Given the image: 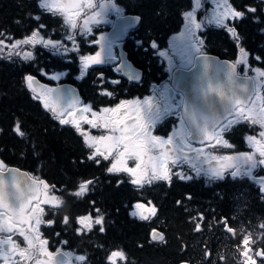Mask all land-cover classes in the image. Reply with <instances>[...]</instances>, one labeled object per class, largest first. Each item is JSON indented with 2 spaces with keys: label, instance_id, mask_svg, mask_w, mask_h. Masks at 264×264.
<instances>
[{
  "label": "snow or ice",
  "instance_id": "6c2138e0",
  "mask_svg": "<svg viewBox=\"0 0 264 264\" xmlns=\"http://www.w3.org/2000/svg\"><path fill=\"white\" fill-rule=\"evenodd\" d=\"M211 3L214 8L207 23L224 29L236 41L238 55L234 61L220 62L204 54V42L198 31L203 30L205 25L198 21L196 15L202 0H194V7L183 13L186 21L184 30L173 38L170 50H160L155 41L151 44L159 57L168 61L170 73L169 81L155 87L152 95L142 99H121L114 106L96 110L94 105L83 103L72 88L40 84L37 89V80L31 74L24 77L26 87L34 94L33 99L39 100L60 125L72 126L83 138L85 145L92 150L87 157L89 160L100 165L102 160L111 159L107 173L128 174L131 177L130 183L138 189L155 181L171 183L172 169L185 163L198 175L203 174L209 180L223 179L228 171L233 178L250 176L258 165H264V94L261 92L264 88V68L249 64L250 53L241 46L237 28L231 22L243 19L248 13L254 14L257 9L246 5L238 9L230 0H211ZM38 7L44 12L63 17L67 30L65 36L60 40L45 38L42 33L46 26L38 23L29 35L22 38L14 39L10 34L0 38V54H4L7 49L8 59L18 56L22 60H31L33 52L21 50L22 45L33 48L42 45L57 52L62 49L64 54L78 53L80 46L76 39L77 30L81 35H89L93 25L107 22L109 11L120 13L114 0H39ZM33 19L40 21L41 17L36 15ZM138 19L125 18L112 36L102 34L93 39L91 43L98 45L99 50L94 54L79 55L77 78H83L93 65L111 63L115 72L129 80L139 81V70L125 60L122 52L114 50L126 30ZM261 31L264 32V29ZM66 41L71 43V47ZM255 60L262 61L264 57L257 55ZM241 65L243 76L237 71ZM249 71L255 75L249 76ZM42 74L53 81H59L63 75L56 73L49 76L46 70H42ZM98 75L99 94L113 96V92L104 87V73ZM111 83L118 84L119 80H111ZM168 116H176L177 124L167 136L154 134L158 123ZM240 121H248L262 129L259 138L247 137L252 152L215 155L212 151H206L207 148H231L232 145L224 139V133ZM91 130H99L102 134L93 135ZM13 132L26 138L19 120L15 122ZM194 143L202 146L196 147ZM129 161H134V166H130ZM175 175L181 180L192 178L182 171ZM93 184L92 179L82 180L71 195L83 198ZM259 187L261 193H264V178L259 179ZM54 189L61 190L43 179L21 173L19 169H13L0 160V264H74V261L75 264H86L85 255L74 256L73 252L62 251L61 248H56L55 252L50 251L49 241L43 238L40 231L42 224H54L53 220L43 219V206L60 207L64 203L54 193ZM185 198L191 199V195ZM91 203L95 205V201ZM181 203L180 200L176 201L177 205ZM95 212V217L89 213L77 218L78 234L90 232L95 226H99L101 233L105 231L104 216L98 208ZM157 212L158 208L151 200L146 203L137 201L132 205L129 215L140 221H150ZM197 219L203 221V214L193 217V220ZM68 223L69 217L65 216L64 224ZM220 223L227 233L235 235L226 217H222ZM260 227L264 229V223ZM195 228L200 231L201 223H196ZM14 236L21 237L25 246H21ZM164 239L162 232L152 229L151 240L163 242ZM254 243L250 234L243 236L240 245L242 264H257L256 258L264 260V249L253 251ZM118 260H127L122 249L111 251L106 258L107 264H117Z\"/></svg>",
  "mask_w": 264,
  "mask_h": 264
},
{
  "label": "trees",
  "instance_id": "16d2710c",
  "mask_svg": "<svg viewBox=\"0 0 264 264\" xmlns=\"http://www.w3.org/2000/svg\"><path fill=\"white\" fill-rule=\"evenodd\" d=\"M117 1L127 11L140 15L135 40H141V44L134 48L131 44L134 41H130L125 47L130 59L144 69L145 79L139 87L131 90L127 88L124 93L113 92V96L143 95L148 92V83L159 80L162 76L158 74H164L159 56L155 53L153 55L152 50L147 47L149 42L155 41L159 48L165 47L168 38L183 24L182 14L192 6L193 0ZM254 1L230 0L238 9L249 4L254 6ZM263 5L264 1L261 0L256 13H248L243 19L231 22L237 28L240 43L244 46L249 44L250 48H254L261 40V29L264 27ZM36 15H41L36 0H0V25L3 29H14V34L19 35V28L32 29L35 25L33 17ZM45 32L51 35L49 27ZM201 36L208 52L228 59L235 57L236 41L224 29L215 24H207ZM130 44L133 48H130ZM145 47L147 51L144 50ZM13 58H0V153L13 163L24 165L51 181L71 186L76 180L80 182L92 179L98 183L93 195L83 197L78 202L69 199L70 205L66 207L46 210L44 218L54 221L52 226L44 229V234L51 242L66 241V247L85 255L88 264H107L106 258L110 252L119 249L124 250L127 260L119 261L118 264H176L182 261L188 264H236V258L232 254L235 242L225 239L210 241L209 235L201 236L203 233L192 228L193 217L211 212L207 219L219 221L221 217H226L236 229L247 227L248 220H252L254 224L258 221L261 225L264 221V206H259L254 201L256 198L253 199V194L242 189L226 190L228 179L211 187V191L197 184H184L177 179L168 184L157 182L162 190L158 194L153 190V196L144 192L143 188L134 189L128 181L115 185L113 175H104L106 168L102 163L97 165L88 160L90 150L73 129L60 125L48 110L30 96L23 76L27 72L36 74L37 69L47 62L40 61L38 56L30 63L18 56ZM46 69H66L69 71L66 81L74 82L72 76L79 69V64L54 60L52 66L48 64ZM87 84L88 77L80 82L86 88L84 100L93 101L95 105L114 102L113 96H96L95 101L90 99L95 87L90 90ZM17 120L21 122L26 138L13 132ZM244 125H234V131L230 129L224 134V138L234 149L223 147L222 153L244 148L242 134L251 132L244 129ZM98 172H102V178L97 177ZM188 194L191 199L185 198ZM148 195L158 208L157 215L150 221H140L129 215L132 202ZM90 199L95 201L94 206H89ZM177 200L182 203L177 205ZM96 208L104 216L105 231L101 233L99 226H95L90 232L76 235V216L94 213ZM234 212L238 217H243L244 222L239 226L233 224ZM61 215L69 217L67 225L60 220ZM154 227L163 231V242H148L149 232ZM202 228L205 232L209 230L207 224ZM211 230L216 232L217 227L213 226ZM204 247L210 255L203 254Z\"/></svg>",
  "mask_w": 264,
  "mask_h": 264
},
{
  "label": "flooded vegetation",
  "instance_id": "af4514ba",
  "mask_svg": "<svg viewBox=\"0 0 264 264\" xmlns=\"http://www.w3.org/2000/svg\"><path fill=\"white\" fill-rule=\"evenodd\" d=\"M36 1L39 2V0H36ZM111 13H112V11H111ZM40 17H41V19H40V21L38 23L44 24L46 26V28L49 27L50 34L51 35H56V36H57V34H59L58 35V39H61L63 31L66 30V27L64 26V23H63V17L60 16V15H52L50 13L44 12L43 10L41 11ZM110 25H111L110 22L107 21L103 25H101L98 28H96V30L94 29V31L90 34V37L87 40L91 39V41H92L93 39H96L98 36L102 35V33H100V32L101 31H106ZM77 35L78 34L76 33V36ZM76 39H77V43L78 44H79L80 41H86L82 37H78V38L76 37ZM263 39H264V34H261V40L259 41V43H257V45L254 48H250L249 44L244 46V45H242V42H241V46H243L250 53V55H249V64L251 66H257V67L263 66L264 67V60L257 61V60H255V57H254L255 54H257V55H259L261 57H264V45L262 44V40ZM127 43H130V38H128V40L126 39L124 41V47H125V45H127ZM131 44L134 45V48L136 47V45L134 43H131ZM131 44H130V48H133V46ZM87 45L90 46V49H89V51L86 54H94L95 51L99 50L98 49V45H94L91 42L87 43ZM79 46H80V44H79ZM114 50L116 51V48ZM237 53H238V47L236 46V54ZM41 54H42V56H44L42 61L47 62L49 60L48 57H50V54L49 53H45V52H41ZM46 54H48V56H46ZM81 55H84V54H81ZM76 61L79 62L78 54H76ZM139 68H141L143 70V72H144V69L142 67H139ZM40 69H41V67H39L37 69L38 74H34V75H36L38 77H41L44 80L45 79H49L48 76H45V75H43L41 73ZM238 69H239L240 73L244 74V70H243V66L242 65L238 66ZM101 72L104 73V77H105V85H104V87H106L111 92H122V93H124V92L127 91V88L130 89V90L131 89H135L136 87H139V85L143 84L142 82L145 79V75H144L145 72H144L143 73V77L144 78L142 79L140 84L139 83H134V82H129V81L121 78L119 73L114 71V65H108V64L93 65V66H91V68L88 70V72L86 73V75L83 78H79V79L77 78L79 76V69L72 76L74 81H75V85H76V87L78 88V90L80 92V95L83 96V94H85V92H86V88L81 86L80 82H82V80H84L86 77H88L89 84H87V87L90 88V90H93L92 87H95V92L93 93V95L90 96V99H92V100L94 99V101H95L96 96L97 97H104V96H101L99 94V91H100V80H99V75L98 74L101 73ZM68 73H69V71L65 70V75L63 76L61 81H66L65 79H66ZM49 74L50 73H48V75ZM249 74H250V71L248 72V75ZM254 75H255V73L252 74V76H254ZM111 80H119V83L118 84H112ZM166 82H168V81L166 80L161 85H163ZM110 85H111V88H110ZM48 86L51 87L52 85L48 84ZM153 86L159 87L160 85L158 86V85L153 83ZM261 92H262V94H264V88L261 89ZM136 97H139V98L142 99L145 96L139 95V94L128 95L127 97H124V96H121V97L113 96L114 103L111 104L110 106H114L121 99H133V98H136ZM82 102L83 103H90V104L94 105L93 101H88V100H83L82 99ZM101 107H104V106L98 105L97 107H95V109L99 110V108H101ZM170 117H173L175 121H174L173 125H167L166 128H165V124L164 123H166L167 120ZM177 122H178V120H177L176 116H168V117L164 118L161 122L158 123L156 129L154 130V134L167 136V134L172 130L173 126L175 124H177ZM255 126H256L255 128L257 130V137L259 138L258 134H259V132L262 129H261V127L259 125H255ZM73 131L75 132L74 129H73ZM194 146L200 147L202 145L194 144ZM206 151H212V152H214L215 155H222V153L218 151V148H216V149L207 148ZM252 151H253L252 147L250 145H247V150L244 151V152H252ZM0 160H3L7 166L17 167L18 169H20L22 171H26V170L30 171V169L28 167H25L24 165L22 166V165L13 163L5 155H3L1 153H0ZM90 161H93V163H95L94 160H90ZM101 163L104 165V168L107 169V167L110 166L111 159H109L108 161H103L102 160ZM106 169H105L106 174H104V175H106L107 177H110L111 175H113L114 184L115 185H117V184H125L126 181H128V183L130 184V180L131 179H130L128 174H126V173L109 174V173H107ZM183 173L192 177L191 179L182 181L184 184H188L190 186L193 185V184H197V185L201 186L202 188H204L206 190L210 189V191H211V187H212L213 183L220 184V181H217L218 179H216V181L213 182V181L209 180V178L204 176L203 174H199L198 175L194 170L183 171ZM173 174H175V172H173ZM102 176H103L102 172H98L97 177L102 178ZM230 176H231V172H230ZM43 178H45L47 180L49 185H55L56 188L61 189L60 191H56L55 189L53 190L54 193L56 195L60 196L62 198V200L64 201V203L60 207H57V208H62L63 206L66 207V206L70 205L68 203V201H70V200H73L75 202H78L79 200H82V198L75 197L74 195H71V193H73L74 191L77 190L78 185H79V183L81 181L78 182V180H76L74 185L71 186L70 184L67 185V184H65L63 182L51 181L50 179H47L45 175H44ZM172 178H173V175H172ZM260 178H264V165H258L255 169L252 170V173H251L250 176L249 175H241V176H238V177H235V178H233L231 176V181H230L229 185L227 187H225V189L226 190H232V189L233 190H236V189L245 190L246 192H249L251 195L253 194V199L256 198V199H254V201L257 204H259V206H264V193H261L260 187H259V179ZM97 187H98V183L97 182H94L93 185H90L89 186V191L86 193V195L84 197L89 196V195H93V193L96 192V188ZM91 198H92V196H91ZM91 202L92 201L90 199L89 206H93ZM46 206L47 205H44L43 207L45 208ZM210 214H211V212H207L206 215L204 214L205 218L203 219V221L198 220V221L195 222V225H196V223H201V227L204 224H207L209 226V230L204 232L201 236L209 235L210 241L225 239V240H232L235 243H239L243 239L244 235H249L250 231L254 230L253 221L251 220L249 222V220H248V228L247 229H243V227H241V228L237 229V231L233 228L235 230V235L233 236L232 234L225 232L224 226L222 227V223H220L221 219L219 221H217V220L212 221L211 219H207V216L210 215ZM232 214L234 215L233 216V224L234 225L239 226L240 224H242L244 222L243 221V217H238L237 213H235V212L232 213ZM78 217L79 216H76V218H75V221H76L75 232H76V229L79 227V225L77 224V218ZM43 219L45 221L51 220V219H46L44 217H43ZM60 220L62 222L64 221V216L63 215H61ZM263 223H264V221H263ZM44 226H46V224H42L40 226V231H41L42 234H43V232H42L41 229ZM213 226L218 227V230L216 231L217 233L215 231L211 230V228ZM84 233H87V232H84ZM76 235H80V234H78L76 232ZM250 235H251L252 240L255 241V243L253 244V245H255V246H253V249H255V250L256 249H264V229H262L261 227H258L257 232H254L253 234H250ZM13 238L17 239L18 242L21 244V246H25L24 243H23V239L21 237L14 236ZM43 238L48 240V238L45 237L44 235H43ZM148 242H155V241L151 240L150 232H149V240H148ZM55 247L56 246H54V247H50L49 246V249H54ZM58 248H64V246H62L61 242L58 243ZM204 251H205V253H204ZM206 253H207V255H206ZM203 254L205 256L210 255L208 250H206L205 247L203 248ZM216 257H218L217 254H216ZM256 259H257V264H264V260H261L260 258H256ZM206 263L207 262L202 263V264H206ZM29 264H34V262H29Z\"/></svg>",
  "mask_w": 264,
  "mask_h": 264
},
{
  "label": "rangeland",
  "instance_id": "374dc122",
  "mask_svg": "<svg viewBox=\"0 0 264 264\" xmlns=\"http://www.w3.org/2000/svg\"><path fill=\"white\" fill-rule=\"evenodd\" d=\"M114 3H115V2H114ZM116 6L120 9V12L123 11V8H122L121 6H118V5H116ZM209 6H210V7L212 8V10H213V8H214V4L211 3V0H202V6H201V8L198 9L197 12H196V15H197V19H198V21L203 22L204 25H207V24H208V23H207V18L211 15V12H212V11H209V9H208ZM193 7H194V5L192 6V8H193ZM192 8H191V9H192ZM191 9H190V10H191ZM207 11H208V14H207ZM114 14H116V12L112 11V13H111V11H109L108 14H107V21L110 20V22H111V20L113 19V15H114ZM81 19H82V18H81ZM102 23H105V22H102ZM185 23H186V21H185V19H184V24H183L182 29H181L179 32H177V34L170 36L171 38L169 39V46H168V49H167V50H170V47H171V43H172V41H173V38H174V37H178L179 34L184 30ZM92 28H93V27H92ZM199 32H200V31H198V35H199ZM100 36H101V35H100ZM199 36H200V35H199ZM98 37H99V36H98ZM98 37H97V38H98ZM201 39H202V38H201ZM98 49H99V46H98ZM162 50H163V49H162ZM170 54H171V52H170ZM164 61H165V63H166V67L169 68L168 61H167L166 59H164ZM56 73H59V72H56ZM56 73H53V74H56ZM84 127L87 128V125H84ZM91 132H92L93 135H100V134H102V132L99 131V130H91ZM256 155H257V158L259 159L258 153H257ZM129 165H130V166H134V161H129ZM181 166H182V167H181ZM179 167H180V169H181V168H184V164L180 165ZM172 171L178 172L179 169H178V167H176V168H173ZM129 177H130V176H129ZM130 179H131V177H130ZM153 190H155L154 193H157V194H158L159 191L162 190V187H161L159 184H156V183L151 184V185H146V186L143 187V191L146 192V193H148V194H150V195L153 194ZM152 196H153V195H152ZM145 203H146V202H145ZM92 215H93V214H92ZM95 216H96V215H95ZM95 216H93V217H95ZM66 250H67V251H70V250H68V249H66ZM62 251H65V250L62 249ZM54 252H55V251H54ZM73 254H74V256H75V255H81V254L76 253V252H73ZM17 259H18V257H17ZM242 260H243V258L240 256V263H241V264H242ZM73 261H74V257H73ZM118 262H119V260L117 261V263H118ZM74 264H75V261H74Z\"/></svg>",
  "mask_w": 264,
  "mask_h": 264
},
{
  "label": "water",
  "instance_id": "95a60500",
  "mask_svg": "<svg viewBox=\"0 0 264 264\" xmlns=\"http://www.w3.org/2000/svg\"><path fill=\"white\" fill-rule=\"evenodd\" d=\"M135 17H138L139 18V16H137V15H125V16H123V17H119V18H117V20H116V22H115V24H114V26H113V28L109 31V33H108V35L109 36H112V34L124 23V20H125V18H135ZM138 23V20L133 24V26L132 27H135L136 26V24ZM125 37V33H124V35L120 38V39H123ZM123 54H124V58H125V60L128 62V63H130L131 64V62L127 59V57H126V53L124 52V51H121ZM205 55H207V56H209V57H211V58H213L214 60H217V61H220V62H229L228 60H226V59H222V58H219L218 56H216V55H213V54H207V53H204ZM132 65V64H131ZM133 66V65H132ZM133 68H135V67H133ZM139 70V69H138ZM135 81V80H134ZM40 84L41 83H37L36 84V87L39 89V86H40ZM57 86H60V87H62V88H72L75 92H76V94L79 96V98H80V94H79V91H78V89H77V87L76 86H74L73 84H70V83H62V84H60V85H57ZM13 169H16V168H13ZM21 172V171H20ZM22 173V172H21ZM27 174V173H26ZM5 178L7 179L8 177H7V174H6V176H5ZM180 264H187V263H185V262H182V263H180Z\"/></svg>",
  "mask_w": 264,
  "mask_h": 264
}]
</instances>
